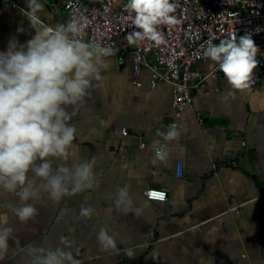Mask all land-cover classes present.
I'll return each mask as SVG.
<instances>
[{"label":"crops","instance_id":"crops-1","mask_svg":"<svg viewBox=\"0 0 264 264\" xmlns=\"http://www.w3.org/2000/svg\"><path fill=\"white\" fill-rule=\"evenodd\" d=\"M14 1L17 6L0 7V51L13 37L23 44L35 35L21 11L26 0ZM122 1L128 2L117 0ZM40 2L41 27L69 20L58 0ZM216 66L204 59L192 68L209 73ZM101 76L88 105L71 121L77 135L69 160H53L54 165H71L94 157L98 186L66 198L68 215L59 225L56 216L65 203L53 205L45 195L35 204L36 218L22 223L10 210L19 198L0 189V225L12 228L22 244L45 236L57 243L66 236L72 250H79L81 264H264V70L244 90L233 89L217 70L194 90L193 105L179 117L172 85L161 82L152 89L147 68L137 85L130 58L114 51L104 59ZM174 122L184 134L179 143H168V164L154 165V146L165 143L156 131ZM178 161L184 164L179 177ZM118 187L128 188L141 207L139 215L115 209ZM150 187L166 190L167 200L148 199ZM82 204L92 205L96 213L80 218ZM101 227L116 237L118 251L100 249L96 233ZM125 248L135 251L134 259L124 254ZM0 264H22V259L10 250Z\"/></svg>","mask_w":264,"mask_h":264},{"label":"clouds","instance_id":"clouds-1","mask_svg":"<svg viewBox=\"0 0 264 264\" xmlns=\"http://www.w3.org/2000/svg\"><path fill=\"white\" fill-rule=\"evenodd\" d=\"M26 5L21 11L35 35L23 44L13 37L7 49L0 51V189L19 198V205H10V210L22 223L36 218L39 212L35 204L45 195L53 205L65 203L56 216L59 225L68 215L66 198L98 186L94 157L71 165H54L53 160H69V148L77 135L71 121L88 105L96 87L94 81L102 80L103 61L114 54V49L84 38L86 17L41 27L38 13L43 11V4L26 0ZM177 7L173 0H128L125 8L134 13L136 29L127 34L128 44L136 46L145 40L155 47L165 44L160 26L179 22L173 15ZM259 52L251 32L238 38L232 33L218 44L207 41L203 58L218 65L233 89L244 90L255 82ZM184 131L175 123L165 131H156L165 143L154 146V165L168 164L167 145L179 143ZM183 166V161L177 163V177L182 175ZM149 192L152 197L164 198L162 189ZM147 204L146 200L143 206ZM114 206L123 215L141 212L127 187L116 189ZM95 213L90 204H82L78 210L82 219ZM12 232V228L0 225V260L11 250L21 256L22 264H81L79 250H72L66 236L61 235L57 243L45 236L38 243L22 244ZM96 240L102 251L119 250L116 237L105 227L96 233ZM123 251L129 259L135 258L133 249Z\"/></svg>","mask_w":264,"mask_h":264},{"label":"built area","instance_id":"built-area-1","mask_svg":"<svg viewBox=\"0 0 264 264\" xmlns=\"http://www.w3.org/2000/svg\"><path fill=\"white\" fill-rule=\"evenodd\" d=\"M69 20L86 17L88 21L85 39L110 46L123 59L130 58L136 84L144 68L150 72L151 88L167 82L173 87L172 106L179 117L193 105L194 90L204 84L208 75L219 70L218 65L209 73H201L192 68L193 64L204 60L203 50L207 41L213 43L228 38L232 33L237 38L251 32L260 49L257 59L260 62L255 70L254 80L258 82L264 70V0H173L178 4L173 13L179 21L174 26H160L166 43L155 47L145 40L139 45L130 46L126 40L129 32L136 30L129 13L127 2L102 0L99 4L87 0H58ZM17 6L14 0H0V7ZM199 123L203 116L198 114ZM178 124L177 122H174ZM127 130L123 131L126 135ZM144 146L145 143H142ZM181 161H178V163ZM184 165V164H183ZM184 173V166H183ZM182 173V175H183ZM180 175V176H182ZM145 190L148 199L166 201L168 193L164 190L163 200L152 197ZM163 190V189H162Z\"/></svg>","mask_w":264,"mask_h":264}]
</instances>
